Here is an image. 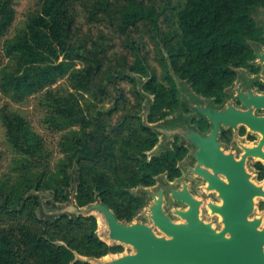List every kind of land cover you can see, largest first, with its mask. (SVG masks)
<instances>
[{
    "label": "rangeland",
    "instance_id": "1",
    "mask_svg": "<svg viewBox=\"0 0 264 264\" xmlns=\"http://www.w3.org/2000/svg\"><path fill=\"white\" fill-rule=\"evenodd\" d=\"M137 1L156 8L159 26L153 31L147 22L139 21L129 28L134 51L126 47V36L118 30L112 17L124 6L125 0L13 1L14 22L0 39V264H9L3 258L2 246L11 245L18 264H44L48 258L49 253L45 250L36 260L27 259L35 240L51 241L52 237L61 234L52 227L32 222L30 213L33 211L45 221H53L62 213L73 216L85 211L94 215L99 238L111 246L121 245L123 252L109 253L107 259L106 256L92 259L93 264L134 254L136 251L132 246L109 238L106 220L91 205L103 204L96 187L112 191L118 183L129 181L136 168L132 158H139V145L150 137L144 126L150 127L158 138L157 145L145 153L148 159L172 149L175 143L187 148L185 159L178 162L182 177L169 181L167 175L162 174L152 187L129 189L131 194L144 201L130 222L126 217L134 204L126 198L114 193L107 196L111 211L122 223L146 224L156 234L164 235L154 225L151 208L162 194L165 215L175 223H186L177 211L187 210L188 205L174 198L172 193L187 186L190 194L201 201L200 219L217 231L223 229L221 215L213 213L209 207L210 203L221 205L222 199L216 191L202 192L198 188L204 182L195 172L198 161L194 155L198 148L187 135L191 131L201 132L198 123L205 116L199 109L222 108L216 104L213 94L196 93L192 82L180 77L189 66L190 52L184 43L183 27L193 0ZM236 1L243 4L253 0ZM103 3L109 4L112 15L102 10ZM232 13V10L222 9L220 20L226 21ZM252 16L258 26L264 27L263 7H253ZM250 45L257 55H264L261 45L255 42ZM159 51L164 54L167 71L176 82L180 106L163 121L151 124L147 117L153 96L143 89V85L155 76L160 85L169 87L166 71L159 63ZM136 55L149 67V77L130 70ZM227 55L234 58L230 53ZM223 61L218 51L205 59V71L200 79L203 85H216L215 68ZM233 63L230 62L229 67L235 71L236 78L224 89L227 95L223 106L246 109L239 101V92L258 93L259 89L252 83L259 78ZM43 71H47V76L42 75ZM100 89L105 93L101 94ZM6 114L28 127L31 154L22 153L12 144L4 123ZM256 114L263 115L264 110L256 111ZM121 122H126L129 128L117 134L113 129ZM240 128L222 126V131L230 132V141L220 142V146L236 158L240 156L242 144H249L246 136L239 135ZM208 130L201 132L203 136L209 135ZM246 133L253 135L249 129ZM76 140L90 146L93 159L83 160V163L87 164L86 185L94 190L95 202L83 208L77 206L75 197L79 184L77 163L84 157L81 151L84 146L78 148ZM255 162L256 159H249L247 172L255 185L264 188V180L260 181L254 168ZM66 175L68 187L64 185ZM41 176V188L37 189ZM56 192L58 196L63 192L67 201H56ZM34 197L37 206L33 203ZM260 205H264V198H255L252 219L259 216L264 220ZM68 237L76 239L82 251L95 253L96 248L81 240L78 231ZM54 243L62 244L58 240ZM78 258L84 257L78 255Z\"/></svg>",
    "mask_w": 264,
    "mask_h": 264
},
{
    "label": "trees",
    "instance_id": "2",
    "mask_svg": "<svg viewBox=\"0 0 264 264\" xmlns=\"http://www.w3.org/2000/svg\"><path fill=\"white\" fill-rule=\"evenodd\" d=\"M14 0H0V39L11 28L15 19V9L13 7ZM263 7L264 0L247 1L243 4H238L236 0H193L190 15L184 18V43L190 52L189 66L184 73H180L181 79L189 80L194 85V91L198 94H213L216 98V103L222 104L225 98L224 89L230 86L236 78L234 70L230 69L229 63H233L235 67H243L250 70L252 73H257V69L252 64L255 59V51L250 45V42L264 43V31L260 28L252 16L253 7ZM222 9L232 10L233 13L227 17L226 21L220 20V12ZM102 10L112 15L110 6L107 3L102 4ZM116 21L118 30L126 36V47L135 50L131 37L129 36V28L136 25L139 21L147 22L151 30L158 29L159 12L154 6H144L137 0H125L124 6L112 15ZM220 52V55L225 60L215 68L214 76L217 79L216 85L212 87L203 85L200 80L203 77L205 66L204 61L213 53ZM160 52L159 63L166 71V78L169 83L168 88H164L157 82L155 76L144 83L143 89L153 96L152 104L149 108L148 123H157L166 119L179 106V90L174 78L167 71V60ZM230 53V58L227 54ZM231 59V60H230ZM175 65V63L173 62ZM130 70L143 77H149V67L144 59L136 55L133 65ZM43 76H47V71H43ZM212 87V89H211ZM212 90V91H211ZM101 94H104V89H100ZM4 123L8 129V134L11 138L14 147L24 154L30 153V132L28 127L21 121H14L9 115H4ZM200 131H206L209 128L207 120L202 119L198 123ZM129 128L126 122H121L118 127L113 130L120 134ZM144 130L150 133V137L142 141L139 145V158H132L135 162V171L127 183H118L117 188L112 191L96 187L99 192V197L103 204L109 206L107 196L112 193L122 196L128 202L134 204L133 210L128 214L126 219L130 222L135 217V214L144 205L141 197L134 196L129 192V189L139 186L152 187L156 184V178L162 174H166L169 181H174L182 176V170L178 166V162L185 159L188 150L185 146L175 143L173 148L159 155L153 156L151 159L145 155L151 151L158 143L156 133L151 132L150 127H143ZM228 135L223 136V140H227ZM78 148L81 149L84 157L78 161L79 167V184L76 193V204L83 208L95 202V192L92 188H88L87 184V164L83 160L91 161L92 153L90 146L87 143H82L76 140ZM28 146V147H26ZM66 166L63 168L65 169ZM260 169L261 178L264 176V166L257 164ZM62 169V167H61ZM43 176L37 181L36 188H41ZM65 186H69V177L65 176ZM46 189H52L50 186H45ZM56 201H67V197L62 194L57 195ZM34 205H38L37 199L33 198ZM32 222L36 224H44L52 227L57 234L52 237V240L37 239L34 245L30 248L27 259L36 260L40 253L48 251V258L44 264H93L88 259H98L109 253H122L121 245L111 246L99 238L97 235V219L94 215L89 216H70L66 213L59 214L53 221H45L39 219L35 212L30 213ZM117 217V216H116ZM118 218V217H117ZM119 220V218H118ZM120 221V220H119ZM74 231H78L81 240L96 249L95 253L84 252L76 243V239L69 238L68 235ZM64 233V234H63ZM56 240L62 244L54 243ZM2 244V242H0ZM10 244V243H8ZM4 252L3 258L9 264H18L14 260V253L10 246H2ZM78 255L84 258H78ZM27 264V263H25Z\"/></svg>",
    "mask_w": 264,
    "mask_h": 264
},
{
    "label": "water",
    "instance_id": "3",
    "mask_svg": "<svg viewBox=\"0 0 264 264\" xmlns=\"http://www.w3.org/2000/svg\"><path fill=\"white\" fill-rule=\"evenodd\" d=\"M239 97L249 108L247 111L235 109L233 105H228L224 111L199 109L211 120L213 130L207 136L197 131L187 134L198 148L194 155L198 161L195 172L207 181L208 189L216 191L222 199L221 205L210 203L209 207L213 213L221 215L223 229L217 231L200 219L201 201L190 194L187 186L172 193L174 198L188 205L187 210L177 211L186 223H175L165 215L162 194L151 208L154 225L164 235L156 234L146 224L120 222L105 204L91 205L106 220L109 238L130 245L136 251L100 264H264V230H258L260 219L250 220L255 198L264 197V189L251 181L246 169L248 157L264 159V117L253 113V109H264V96L249 92L246 97L239 92ZM221 125L233 129L245 125L260 132L262 139L258 146L245 148V154L236 160L220 146ZM89 215L81 211L73 216Z\"/></svg>",
    "mask_w": 264,
    "mask_h": 264
},
{
    "label": "flooded vegetation",
    "instance_id": "4",
    "mask_svg": "<svg viewBox=\"0 0 264 264\" xmlns=\"http://www.w3.org/2000/svg\"><path fill=\"white\" fill-rule=\"evenodd\" d=\"M260 28H262L263 29V31H264V27H261V26H259ZM252 42V41H251ZM255 43H257V44H259V45H261L263 48H264V43H262V42H255ZM262 57H264V55L263 54H261V55H257L256 54V52H255V59H254V61L252 62V64L255 66V68L257 69V73H252L250 70H248L247 68H244V69H246V70H248L249 71V73H251L255 78H259V79H255L254 81H253V83H252V85L254 86V88H258L259 89V92L258 93H253L254 95H257V96H264V60H262ZM256 61H258L260 64H257L256 63ZM245 94V96L246 97H249V92L248 93H244ZM227 95V94H226ZM226 95H225V97H226ZM239 99H240V97H239ZM240 101V103H243L244 104V102L240 99L239 100ZM218 106H222V108L221 109H219V110H221V111H224V110H226L227 109V107H225V106H223L224 104H225V99H224V102L222 103V104H218V103H216ZM245 105V104H244ZM224 107V108H223ZM234 107V106H233ZM245 107H246V109H238V108H235V109H238V110H241V111H247L249 108L245 105ZM264 109H253V113H254V115L255 116H257V117H264V114L263 115H257L256 114V111H263ZM205 120H207L208 121V123H209V130H208V132H209V134L211 133V131L213 130V125H212V122H211V120L209 119V118H207L206 116H205ZM222 126L223 125H221V131H220V134H219V138H218V141H219V143L220 142H222V143H225V142H229L230 141V132L229 131H222ZM238 127H241L240 129H239V132H240V134L239 135H241L242 137H244V136H246L247 137V139H248V143L249 144H242V146H241V149H242V151L240 152V156L238 157V158H236V157H234L236 160H240L241 159V157H242V155H244L245 154V148H252V147H256V146H258L259 145V143H260V141H261V139H262V134L260 133V132H256V131H253V130H251L249 127H247V126H245V125H239ZM237 127V128H238ZM243 128V129H242ZM246 129H249V131L250 132H252L253 133V135H250L249 133H248V135H247V133H246ZM198 130L200 131V129L198 128ZM202 132V131H201ZM201 132H199L200 134H202ZM251 133V134H252ZM228 135V139L227 140H223V136L224 135ZM203 135V134H202ZM256 136H257V138H256ZM221 145V144H220ZM263 151H264V146H263ZM249 159H256V162H255V164H254V168L257 170V172H258V175H259V178H260V181H262V180H264V176L261 178V172H260V169H258L257 168V164H261V165H263L264 166V160L263 159H261V158H255V157H253V156H250V157H248L247 158V160H246V165H247V162L249 161ZM182 177V176H181ZM180 177V178H181ZM221 178L222 179H224V177H222L221 176ZM179 179V178H178ZM203 184H200L199 186H198V188L202 191V192H206V190L208 189V183H207V181L203 178ZM171 183H173V182H171ZM264 189V188H263ZM209 190V189H208ZM262 198H264V197H262ZM260 210H264V205H260ZM253 219H260V221H261V223H260V225L258 226V230L259 231H263L264 230V220H263V218L262 217H259V216H255ZM251 217H250V220H253Z\"/></svg>",
    "mask_w": 264,
    "mask_h": 264
},
{
    "label": "bare ground",
    "instance_id": "5",
    "mask_svg": "<svg viewBox=\"0 0 264 264\" xmlns=\"http://www.w3.org/2000/svg\"><path fill=\"white\" fill-rule=\"evenodd\" d=\"M255 158H261V159H263L262 157H255ZM264 160V159H263ZM178 185V184H177ZM99 224L101 225L102 224V222H101V220L99 221ZM105 259H107L108 258V256H106V257H104Z\"/></svg>",
    "mask_w": 264,
    "mask_h": 264
}]
</instances>
